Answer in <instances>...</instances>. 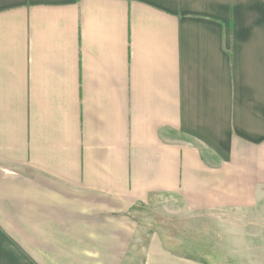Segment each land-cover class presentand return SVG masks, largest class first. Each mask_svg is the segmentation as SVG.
I'll return each mask as SVG.
<instances>
[{"label": "crops", "instance_id": "obj_1", "mask_svg": "<svg viewBox=\"0 0 264 264\" xmlns=\"http://www.w3.org/2000/svg\"><path fill=\"white\" fill-rule=\"evenodd\" d=\"M161 196L264 206V0H0V264H207Z\"/></svg>", "mask_w": 264, "mask_h": 264}, {"label": "rangeland", "instance_id": "obj_2", "mask_svg": "<svg viewBox=\"0 0 264 264\" xmlns=\"http://www.w3.org/2000/svg\"><path fill=\"white\" fill-rule=\"evenodd\" d=\"M239 211H194L177 197L161 196L140 214L178 254L207 264H264V206Z\"/></svg>", "mask_w": 264, "mask_h": 264}]
</instances>
